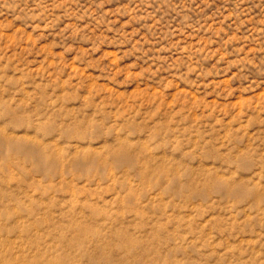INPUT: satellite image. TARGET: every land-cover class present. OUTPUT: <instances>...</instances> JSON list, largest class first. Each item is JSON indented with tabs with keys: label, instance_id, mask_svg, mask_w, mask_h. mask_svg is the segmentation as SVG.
I'll return each mask as SVG.
<instances>
[{
	"label": "rangeland",
	"instance_id": "rangeland-1",
	"mask_svg": "<svg viewBox=\"0 0 264 264\" xmlns=\"http://www.w3.org/2000/svg\"><path fill=\"white\" fill-rule=\"evenodd\" d=\"M72 220L112 264H264V0H0V259Z\"/></svg>",
	"mask_w": 264,
	"mask_h": 264
},
{
	"label": "bare ground",
	"instance_id": "bare-ground-1",
	"mask_svg": "<svg viewBox=\"0 0 264 264\" xmlns=\"http://www.w3.org/2000/svg\"><path fill=\"white\" fill-rule=\"evenodd\" d=\"M69 223L70 236L66 237L64 235H59L57 238H54L51 234L47 233L45 236L42 235L40 237V239L43 240L41 243L35 241L36 237L38 238L39 235L35 238L31 236V232L35 230L37 225H33L29 230H25L26 232L20 231L29 236L27 239L31 236L29 241L26 239V242L28 241L26 244L22 240L17 243L14 241L13 243L16 244L15 246L12 245L13 243L8 244V242L5 247H3V253L1 254L4 261H2L3 259L0 260L3 264H75L81 259H84L89 264H93V260L97 255V257L103 256L102 264H112V260H108L105 256L104 252L107 247L103 244L102 238L100 240L97 237V232L93 231L91 227H88L87 224L81 220H72ZM101 226L104 227V232L109 234L111 238L110 243L114 244L116 241L125 243V239H122L123 236L117 232L111 224L107 225L104 223ZM38 228H46L47 232L51 229L52 231L54 230L53 224L47 221L38 223ZM100 235L103 236L102 234ZM17 239H20V237ZM107 244L111 246V244ZM124 249L129 252L132 250V246L124 244ZM58 251L64 252L57 256L54 255Z\"/></svg>",
	"mask_w": 264,
	"mask_h": 264
}]
</instances>
